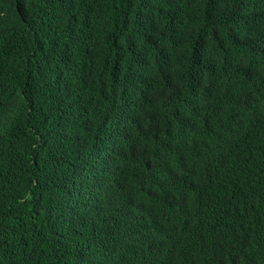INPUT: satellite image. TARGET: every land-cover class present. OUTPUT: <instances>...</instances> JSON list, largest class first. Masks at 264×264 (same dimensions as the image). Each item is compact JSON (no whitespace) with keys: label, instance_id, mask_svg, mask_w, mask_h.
Returning <instances> with one entry per match:
<instances>
[{"label":"trees","instance_id":"trees-1","mask_svg":"<svg viewBox=\"0 0 264 264\" xmlns=\"http://www.w3.org/2000/svg\"><path fill=\"white\" fill-rule=\"evenodd\" d=\"M0 264H264V0H0Z\"/></svg>","mask_w":264,"mask_h":264}]
</instances>
